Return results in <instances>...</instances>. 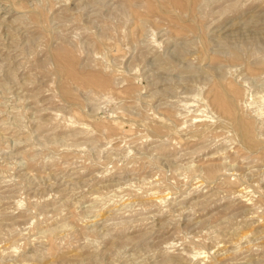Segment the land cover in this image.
<instances>
[{
  "label": "rangeland",
  "instance_id": "1",
  "mask_svg": "<svg viewBox=\"0 0 264 264\" xmlns=\"http://www.w3.org/2000/svg\"><path fill=\"white\" fill-rule=\"evenodd\" d=\"M0 264H264V0H0Z\"/></svg>",
  "mask_w": 264,
  "mask_h": 264
}]
</instances>
